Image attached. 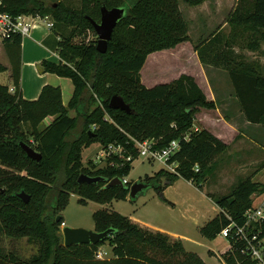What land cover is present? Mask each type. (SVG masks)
<instances>
[{
    "label": "trees",
    "instance_id": "trees-1",
    "mask_svg": "<svg viewBox=\"0 0 264 264\" xmlns=\"http://www.w3.org/2000/svg\"><path fill=\"white\" fill-rule=\"evenodd\" d=\"M183 1L198 6L206 0ZM0 2V12L13 17L49 14L41 0ZM103 6L127 8L106 53L97 49L96 39H76L82 34L87 36L89 29L97 34L91 19L100 20ZM53 17L55 35L48 41L58 49L61 59L44 60L42 65L46 72L73 81L75 91L67 105L61 87L53 85H46L37 100L23 98V38L13 34L4 41L13 64L16 92L11 93L9 86L0 84V227L11 239L27 237L41 246L28 261L0 250V264H206L197 253L186 251L182 240H172L166 233L142 227L114 210L99 209L94 213L95 230L114 229L98 244L66 247L61 232L64 218L60 211L69 204L71 192L78 193L83 204L89 200L107 204L128 199L131 183L111 187L107 183L131 173L138 155L133 139H155L159 148L181 140L180 150L171 159L178 164L177 173L162 169L157 174V179L165 176L168 185L185 178L202 188L216 159L228 150V145L209 130L193 131L196 114L202 108H217L194 77L182 74L153 87L142 82L141 70L149 54L191 40L180 0H82L80 9L59 4L53 8ZM229 24L233 31L230 38L216 31L196 44L195 50L203 64L229 71L246 119L264 125V75L256 62L234 52V45L239 42H247L246 48L250 50L260 49L264 42V0H238ZM69 26L74 29L68 33ZM6 70L0 62V73ZM114 95L123 97L132 112L112 108L110 99ZM71 110L77 114L71 116ZM49 116L55 119L40 130L39 125ZM26 125L31 127L34 143L27 137ZM188 133L191 138L186 141L183 137ZM21 141L42 153V160L30 158ZM94 143H121L126 146V156L132 159L114 156L106 167L93 171L84 166L83 149ZM83 173L105 180L79 184ZM156 187L163 194L164 188ZM21 191L31 196L28 204L18 197ZM256 193H264V184L248 177L237 182L230 194L214 198L223 211L202 228V233L209 239L217 238L230 223L225 213L242 223L245 212L254 205L252 196ZM260 229V238L264 239V223ZM107 241L113 248V257L100 260L96 252ZM225 258L228 264H260L246 259L237 248Z\"/></svg>",
    "mask_w": 264,
    "mask_h": 264
},
{
    "label": "rangeland",
    "instance_id": "rangeland-1",
    "mask_svg": "<svg viewBox=\"0 0 264 264\" xmlns=\"http://www.w3.org/2000/svg\"><path fill=\"white\" fill-rule=\"evenodd\" d=\"M41 1L44 4L43 6L47 9L49 13L48 16L51 20H54L53 8L61 3L73 9H80L82 6V0ZM207 1H209L208 3L212 8L215 7L213 2L214 0ZM180 5H182L183 7V10L185 12L183 13L187 22L191 20L190 26L193 30L192 35L194 37L192 40L194 41V44H198L201 42V38L208 37L210 33L205 32L202 36H200L201 34L198 33V35L197 29L195 27V22L192 23L193 12L189 13L188 11V8L190 6H188V4L183 0H180ZM66 28V31H68V33L69 31H72L74 29L73 26H69ZM88 31V39H90L92 35V40H98L97 34L94 35V32H91L90 29ZM87 36H85V34H82L77 36L76 39H85L86 41ZM33 42H35L34 39L27 36L24 37V47L26 48L27 53L36 51L34 47H31V44ZM186 45H184L185 47L181 50H176V52L167 50L152 53L147 60V63L141 70L144 79L143 83H147L149 86H154L158 83L170 82L173 78H176L181 73L194 71L198 75L199 81L208 92L209 89L200 70H198L197 67H193L191 63H185L184 60H190V56L186 58L185 56L182 57L179 54H185V52H187L189 45ZM246 45L247 42H239V47L240 49H242V51H248ZM261 52L264 53V43ZM241 55L247 57L244 53H242ZM0 58L2 59V57ZM248 58L250 60L256 61L258 59L264 64V54L261 56V54L259 55L258 52H255L252 55H249ZM160 63H164L165 68L167 67V69L163 68L160 71H167V74L156 72V69L161 65ZM219 77L220 75H217L216 77L214 75L212 76L213 86L220 95V100L222 99V101H226L225 99L227 98V95L223 94V84L222 80H219ZM233 107L237 109L234 105ZM221 108H223V110L221 111H225V113L230 112L228 106H222ZM212 110L214 109H201L196 114L195 124L193 128L195 130H198L197 128H200L201 130L205 128V126H203V124H201L199 120V118H202L205 124L211 127L216 132V134L218 133L221 137L225 138V141L230 143L231 147L216 159L214 170L209 175L204 190H202V188H200L196 182L187 180L185 178H179L173 184L168 185L165 176H161L160 179H157V174L159 173V171H161L162 169L166 170L163 164L158 161L149 160L145 157H140L133 162L131 173L124 179L127 181L125 182V184L131 183V185H133V183L136 181L145 182L147 180H150L149 182H147L149 186L146 189H144L135 198L130 197L129 194V197L126 200H113L112 202L107 204H101L92 200H89L87 204H83L80 201L81 197L79 196V194L76 192H71L69 204L60 211V214L63 216L65 222V225H63V223L61 224L62 234L63 229L66 226L94 230L96 227L94 213L99 209H109L118 211L128 217L135 216L139 222L158 227L160 229H163L164 231L179 236L177 237L170 235L172 240H183L185 250L188 252L197 253L205 260L207 264H227L225 262L226 260H224L226 259L225 255H223L222 252L219 253L220 249H222V247L226 244L227 240L219 236L216 240L209 239L202 233V228L206 226L208 222L219 215L218 206L216 205L215 201H213L214 198L223 197L230 194L233 186L237 182L248 177H253L256 174H258V176L255 177V180L262 181V184H264V150L262 148H259L258 146H255L256 148H258L255 149L252 154H242L243 150L237 154L235 152L234 144L235 141L239 142V139H235V131L233 130L231 125L223 122L218 118V112H212ZM76 114V110L70 111L71 116H75ZM54 119L55 116L47 117L39 125L40 130H44L45 128H47ZM25 130L29 131L27 133L29 141L34 143L30 125H26ZM251 132H254L258 134L259 137L264 138V125ZM251 132H248L250 136L253 135V133ZM104 147L105 146H102L99 143H94L89 147H85L83 149L84 166L90 168L93 171L99 168L106 167L114 158H103L101 156L100 153L102 152ZM250 160L255 162L252 166L248 167V169H243L241 171L236 169V166L238 164H240L241 166V164L250 162ZM223 169L225 170L221 171ZM220 173L230 175V178H228L227 181H225V179L220 180ZM157 185H161L164 188L163 194L158 191L156 187ZM144 227L148 228L146 226ZM149 229L153 230L152 228ZM40 246V242L29 240V238L27 237H23L20 239H11L8 236L4 235L0 227V250L2 252H5L6 254L15 253L16 256H18L23 261H28L33 255L39 252ZM112 250V246L107 241L104 245L98 248L96 256L100 260L111 259L113 257ZM212 250L217 253L212 252ZM98 255H102V257L99 258ZM220 255L223 258H221Z\"/></svg>",
    "mask_w": 264,
    "mask_h": 264
},
{
    "label": "crops",
    "instance_id": "crops-1",
    "mask_svg": "<svg viewBox=\"0 0 264 264\" xmlns=\"http://www.w3.org/2000/svg\"><path fill=\"white\" fill-rule=\"evenodd\" d=\"M208 2L209 1L206 0L203 4L198 5V6H191L188 4V6H190L188 8L189 13L193 12L192 23L195 22L197 34L200 33L201 34L200 36H202L205 32H208V33H210L209 36H211L216 31H219V32L222 31L226 38L227 37L230 38V33H232L233 31H232L231 25L229 24V19L233 15V13L235 12V10L237 8L238 0H214L213 1L214 5H215L214 8H212ZM180 6H181L182 12H184L182 5H180ZM190 21L191 20H189L188 23H189V35L191 37V40L179 44L176 48L165 49L162 51L171 50L172 52H176V50L179 51L185 47L184 45L188 44L189 47L187 49V52H185V54H183V53L182 54L179 53V54L182 57L185 56L186 58L188 56H190V60H184L185 63H191V65H193V67H197L198 70H200V72L203 74V77L205 79V83H206L209 91L207 92L205 90L202 83L199 81L198 75L194 71H188L187 73H181L179 76H177L176 78H173L171 81L179 78L182 74H188V75L195 78L196 82L200 85V87L206 93L208 99L216 102L217 108L212 110V112L213 111L218 112V118L221 119L223 122H226L229 125H231V127L235 131V133H236L235 139H239V142L235 141V144H234L235 152L237 154L240 153L242 150H243L242 154H246V155L252 154L254 152V150L257 149L258 147L262 148L264 150V142H263L264 138L259 137V135L254 133V132H251V131L257 130L262 125L252 124L251 122H249L246 119L245 114L241 111L240 105L238 103V99L235 96V89H234L229 71L227 69L222 68V67H216L213 65L203 64L201 62V60L199 58V54L195 50L196 44H194V41L192 40L194 37L192 35L193 30L191 29ZM35 34H36V36H35ZM54 35L55 34H54L53 28H48L46 25H42V26L34 29L31 36H27V37H30V38L35 40V42H33L31 44V47H34L36 51L31 52V53H27V50L24 47L25 43H24V38H23V42H22V70H21L20 86H21L23 98L26 100H30V101L39 99L41 92L46 85L59 86L62 89L64 104L67 105L69 103V101L71 100V98L73 97V94L75 91V86H74L73 81L70 78L59 76L56 73L46 72L43 69V65H42V62L44 60H52L55 62H59V60L61 59L58 49L51 47V45L49 44V41H48L50 39V37L54 36ZM208 37H204V38L200 37V38H201V41H204ZM263 43L264 42L261 43L260 49H258L256 51L250 50L248 48H247L248 51H244V50L242 51V49H240V47H239V44H235L234 45V52H235V55H238V56L241 55L242 53H244L247 56V57H245V59H247L248 61L256 62L259 65L258 68H259L260 72L264 75V64L262 63V61H260L258 59H257V61L256 60H250L248 58L249 55H252L255 52H258V54L259 55L261 54V56H262L264 54L263 52H261L262 48H263ZM40 46H42V47H40ZM151 54H149L147 60L149 59ZM0 57H2V59L0 58V62L7 67V70L5 72L0 73V84L7 85L9 87L15 86L14 79H13V64H12L10 56L7 52V48H6L5 43H0ZM57 59H59V60H57ZM146 63H147V61H146ZM160 64L161 65L156 69V72H161L160 70H162L163 68L167 69V67L165 68L164 63H160ZM161 73L167 74V71L166 72L162 71ZM213 75L215 77L217 75H220L219 80H222L223 94L227 95V98L225 99L226 101H222V99L220 100V98H221L220 95L214 89L213 80H212ZM5 80H6V82H5ZM143 80L144 79H143V75H142V82H143ZM164 83H169V82H164ZM144 84L147 87H153V86H149L147 83H144ZM158 84H161V83H158ZM158 84H155V85H158ZM233 105L237 109H235L233 107ZM222 106H224V107L228 106L230 109V112L225 113V111H221V110H223V108H221ZM202 109H204V108H202ZM203 119H205V118H203ZM199 120H200V123L203 124V126H205V128H203V129L209 130L214 135H216L218 138L223 140L228 145V149L231 147L230 143L226 142L225 138L221 137L218 133L216 134V132L211 127H209L207 124H205V122H204V120H202V118L201 119L199 118ZM197 129L201 130L200 128H197ZM198 130H195L193 128V131H198ZM248 132L253 133V135L250 136L248 134ZM255 146H258V147L256 148ZM254 162L255 161L250 160V162H245V163L241 164V166H240V164H238L236 166V169L240 170V171L243 169L246 170V169H248V167L252 166ZM248 164H250V165H248ZM224 170L225 169H223L221 171H224ZM219 176H220V180L225 179V181H227L228 178H230V175L223 174V173H220ZM256 176H258V174L253 176L254 180L256 179L255 178ZM255 181H257V180H255ZM257 182L263 183L262 181H257ZM205 184H206V181L203 183L202 190H204ZM260 194L261 193H256L253 195L254 201L259 200ZM213 201H214V199H213ZM222 211L223 210L218 206V212H219L218 214H220ZM129 217L134 222L140 224L142 227L146 226L148 228H152L154 231L157 230V231H161L163 233H166L168 235L177 236L175 234H171L167 231H164L163 229H160L158 227L139 222L135 216H129ZM177 237H179V236H177ZM216 239L217 238H215L213 240H216ZM226 247H228L227 241H226V244L222 247V249H220L219 253L224 251L226 249ZM212 252L217 253L213 250H212ZM221 258H223V257L221 256Z\"/></svg>",
    "mask_w": 264,
    "mask_h": 264
},
{
    "label": "built area",
    "instance_id": "built-area-1",
    "mask_svg": "<svg viewBox=\"0 0 264 264\" xmlns=\"http://www.w3.org/2000/svg\"><path fill=\"white\" fill-rule=\"evenodd\" d=\"M42 25L53 28L54 21L49 16L23 14L13 17L7 12H0V42L3 43L13 34H20L22 38L31 36L33 30ZM90 40H92V35L90 39L87 36L86 42ZM10 92H16L15 86L10 87ZM190 138V133L183 137L186 141L190 140ZM133 140L138 152L137 158L145 157L149 160L158 161L163 164L166 170L177 173L178 164L171 162V159L181 148L180 139L173 140L168 146L163 148L157 147L155 139ZM126 153L127 149L123 144L110 143L103 148L100 154L103 158L118 156L131 160L132 157L130 155L126 156ZM196 169L198 170V167ZM125 182L127 181L125 180ZM225 214L230 223L218 235L228 241V247L222 251V254H232L237 248L246 259L264 263V239L260 238V225L264 223V193H261L259 200L254 201V205L247 209L242 223L234 220L228 213ZM63 225H65V222H63ZM98 257L100 258L102 255H98Z\"/></svg>",
    "mask_w": 264,
    "mask_h": 264
},
{
    "label": "water",
    "instance_id": "water-1",
    "mask_svg": "<svg viewBox=\"0 0 264 264\" xmlns=\"http://www.w3.org/2000/svg\"><path fill=\"white\" fill-rule=\"evenodd\" d=\"M127 8L126 7H114L108 8L107 6H103L101 8V18L99 21L91 19L95 31L97 33L98 41H97V49L106 53L109 48V41L113 37V33L118 23L126 16ZM110 106L115 109H122L127 111L128 113L132 112L131 106L124 100L123 97L119 95H114L110 99ZM20 145L22 149L27 153V155L36 160L41 161L43 158L42 153L37 151L33 146L28 144L25 141H21ZM105 180L102 176H91L88 174H81L78 178L79 184L83 183H98L100 181ZM117 185H125V180L120 177H115L107 183L108 187L117 186ZM149 186L147 182L144 181H136L130 187V197H137L144 189ZM18 197L21 198L24 203H29L31 200V196L27 194L25 191H21L18 193ZM61 216L57 217V221H60ZM114 232L113 228H109L105 231H97V230H89L85 228H73L66 226L63 229L64 235V245L66 247H70L72 245L77 244H98L100 241L107 239Z\"/></svg>",
    "mask_w": 264,
    "mask_h": 264
}]
</instances>
